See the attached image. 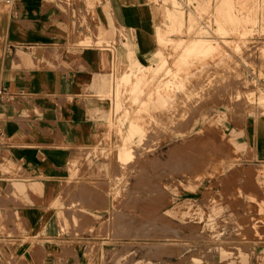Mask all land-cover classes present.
Here are the masks:
<instances>
[{
	"label": "rangeland",
	"instance_id": "rangeland-1",
	"mask_svg": "<svg viewBox=\"0 0 264 264\" xmlns=\"http://www.w3.org/2000/svg\"><path fill=\"white\" fill-rule=\"evenodd\" d=\"M167 1L146 0L161 30L158 9L172 6ZM176 1L184 23L170 34L163 67L149 59L137 86L134 80L117 83L126 68L111 64L106 90L97 93L109 103L96 148L108 173L92 182L71 170L69 180L81 179L82 189L67 182L62 194L75 226L81 216L73 209L92 208L102 218L81 230L64 229L98 242L87 246L92 264H264V167L255 169L253 148L237 141L249 119L255 125L264 120V0H244L242 13L251 21L237 24L221 20V0H209L206 8L195 0ZM100 2L41 0L60 9L65 26L75 21L67 39L72 49L114 54L124 34L117 27L115 34L101 31L95 13ZM9 8L0 0V18ZM181 38L208 39L217 49L185 60ZM125 151V158L119 156ZM98 246L112 251L103 254Z\"/></svg>",
	"mask_w": 264,
	"mask_h": 264
},
{
	"label": "crops",
	"instance_id": "crops-1",
	"mask_svg": "<svg viewBox=\"0 0 264 264\" xmlns=\"http://www.w3.org/2000/svg\"><path fill=\"white\" fill-rule=\"evenodd\" d=\"M146 3L101 0L95 7L103 30L109 28V13L124 34L118 35L114 54L72 49L67 39L75 21L65 26L60 9L46 8L41 0H12L0 18V91L11 95L8 101L0 100V264L93 263L94 252L87 246L98 242L64 227L84 229L102 214L92 208L73 209L81 216L75 226L73 214L63 208L62 194L67 182L82 189L81 179L69 180L71 170L92 182L103 181L108 173L103 152L96 148L109 103L97 93L106 90L103 81L113 73L112 63L127 67L125 46L131 45L141 65H149L160 21ZM76 7L72 4L71 11ZM78 8L83 9L81 3ZM243 133L237 141L253 148L252 166L264 167V120L255 125L249 119ZM99 248L103 254L112 251L109 246Z\"/></svg>",
	"mask_w": 264,
	"mask_h": 264
},
{
	"label": "bare ground",
	"instance_id": "bare-ground-1",
	"mask_svg": "<svg viewBox=\"0 0 264 264\" xmlns=\"http://www.w3.org/2000/svg\"><path fill=\"white\" fill-rule=\"evenodd\" d=\"M164 1L168 2L167 0H164ZM170 1L172 3V6L170 5L171 8L168 5H166V7L163 5V8H160V10L158 9L159 13H162V15L164 16L163 26H162L163 30H161L160 27L158 26L155 29L157 47H156V51L152 55L154 56V59L150 58L153 61H157V67H163L164 64L166 63L167 59L164 55V51H165L164 47L167 44V42L173 41L171 39L172 36L170 34L175 31L176 32L180 31L184 23L183 21L184 18L181 15L182 13L180 11H176L177 1L176 0H170ZM195 1L197 2V4H199L201 8L203 7L206 8V6L209 3V0H205L206 2L203 4H201L200 2L198 3V0H195ZM217 4L218 2L215 3V5ZM235 4L237 7L236 6L231 7L232 5L231 0H227V1L221 0V6L226 7V9H223L221 20L225 23L233 22V24H237L238 22L251 21V19H247V18L245 19V15H243L242 13V10L246 8L247 2L244 0H237ZM193 19H195L194 15L193 16L190 15L188 20H193ZM108 21H109V28L106 31L101 28V31L108 35L112 33L115 34L113 18H112V15L109 13H108ZM177 41H178L177 43L178 45L180 44L182 45V49H181L182 51L179 52V56L181 55L182 58H185V60L187 58V54L189 55L192 54L190 56L197 57L198 55H205V54L212 53L213 51H215V49H217V47L214 46V43H211V41L208 39L195 38V39H190V40H186L185 42H183L184 40H182L181 38V39H178ZM127 46H129L130 48V50L128 49V52H127L128 64H127L125 72H123L122 76H120L117 79V83L119 82H122V83L129 82L130 83L132 80H134L135 85L138 86L139 81L144 77L145 73L149 71L151 65L147 67L141 65L139 61L137 60L135 53L133 52V50H131V45H127ZM134 76L135 78L132 79ZM261 99L264 100V98H261ZM133 126L135 125L133 124ZM129 129L132 132H137L138 129L140 128H133L130 126ZM127 154L128 153L125 151V153L124 152L119 153V156H123V158H125Z\"/></svg>",
	"mask_w": 264,
	"mask_h": 264
},
{
	"label": "built area",
	"instance_id": "built-area-1",
	"mask_svg": "<svg viewBox=\"0 0 264 264\" xmlns=\"http://www.w3.org/2000/svg\"><path fill=\"white\" fill-rule=\"evenodd\" d=\"M12 0H6V3L9 4L11 3ZM11 98V95H9L7 93V91L5 89H1L0 91V100H5V101H8L9 99Z\"/></svg>",
	"mask_w": 264,
	"mask_h": 264
}]
</instances>
